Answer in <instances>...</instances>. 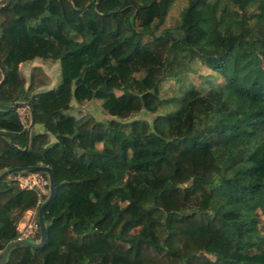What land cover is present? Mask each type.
Returning a JSON list of instances; mask_svg holds the SVG:
<instances>
[{"label": "trees", "instance_id": "1", "mask_svg": "<svg viewBox=\"0 0 264 264\" xmlns=\"http://www.w3.org/2000/svg\"><path fill=\"white\" fill-rule=\"evenodd\" d=\"M1 1L0 174L48 167L57 189L44 246L6 264H264V0H187L164 29L177 0ZM37 59L59 63L55 88L21 73ZM92 102L108 122L73 116ZM18 174L0 179V259L39 203Z\"/></svg>", "mask_w": 264, "mask_h": 264}, {"label": "built area", "instance_id": "2", "mask_svg": "<svg viewBox=\"0 0 264 264\" xmlns=\"http://www.w3.org/2000/svg\"><path fill=\"white\" fill-rule=\"evenodd\" d=\"M0 0V7L1 5ZM16 112L24 129L31 131L32 129V114L27 103H21ZM15 180L24 190L36 191L39 196V203L36 208L29 210L19 224V240L32 241L39 232L38 212L42 204L43 197L49 194V179L47 175L41 172H26L16 175Z\"/></svg>", "mask_w": 264, "mask_h": 264}, {"label": "rangeland", "instance_id": "3", "mask_svg": "<svg viewBox=\"0 0 264 264\" xmlns=\"http://www.w3.org/2000/svg\"><path fill=\"white\" fill-rule=\"evenodd\" d=\"M186 5H187V0H177L174 6L172 7L168 17L166 18L164 26L161 29L174 27L179 21L180 14ZM35 67L42 69L46 75V85L43 88H41L40 91H47L55 88L58 85L60 81V73H61L59 63H52L49 61H42L40 59H37L31 63L24 64L21 67V73L26 77L27 80H29L31 71ZM73 106L75 112L76 111L78 113L81 112L82 114L89 113L92 116H94L97 120L103 122H108L110 120V118L104 115V113L101 111L99 102L85 103L83 105L73 103ZM139 117L147 120H151V115L146 113L139 115ZM50 142L52 143L55 142V139L51 138Z\"/></svg>", "mask_w": 264, "mask_h": 264}, {"label": "water", "instance_id": "4", "mask_svg": "<svg viewBox=\"0 0 264 264\" xmlns=\"http://www.w3.org/2000/svg\"><path fill=\"white\" fill-rule=\"evenodd\" d=\"M9 7V4L1 6L0 9L2 8H7ZM3 74H4V70ZM5 81V76L3 78V80L0 82V87L3 85ZM73 116H75L76 118H79L78 112H74ZM22 172H41V173H45L48 176L49 179V197L48 199L40 206L39 208V212H38V222H39V228H40V232H41V238L39 240V242H32L29 240H18L12 244H10L3 252L1 259H0V264H6L7 261V257L10 253V251L16 247V246H28L31 248H41L42 246H44V244L46 243V239H47V227L44 221V211L46 209V207L50 204V202L55 198L56 196V182H55V177L54 174L52 172V170L48 167H44V166H36V167H26V168H14V169H10L7 170L5 172H3L2 174H0V179L4 178V177H8L10 175H14L17 173H22Z\"/></svg>", "mask_w": 264, "mask_h": 264}, {"label": "crops", "instance_id": "5", "mask_svg": "<svg viewBox=\"0 0 264 264\" xmlns=\"http://www.w3.org/2000/svg\"><path fill=\"white\" fill-rule=\"evenodd\" d=\"M39 127V128H38ZM31 131L33 132V133H37V131L38 132H41L42 131V128L40 127V126H35L33 129H31ZM37 242H39V241H37Z\"/></svg>", "mask_w": 264, "mask_h": 264}]
</instances>
